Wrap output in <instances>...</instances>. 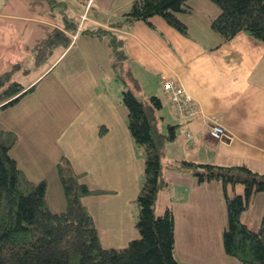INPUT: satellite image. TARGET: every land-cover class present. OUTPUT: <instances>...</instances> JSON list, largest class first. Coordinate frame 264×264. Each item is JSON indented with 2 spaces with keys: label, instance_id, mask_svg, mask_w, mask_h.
Returning a JSON list of instances; mask_svg holds the SVG:
<instances>
[{
  "label": "crops",
  "instance_id": "crops-1",
  "mask_svg": "<svg viewBox=\"0 0 264 264\" xmlns=\"http://www.w3.org/2000/svg\"><path fill=\"white\" fill-rule=\"evenodd\" d=\"M82 1L84 8L75 14L77 28L68 30L62 16L45 0H0V74L17 65L11 73L12 79L24 88L36 82L34 89L40 87L32 104L24 109L31 108L32 115L24 113L28 118L22 125L18 117L0 119L2 128L18 134L11 154L22 169L18 149L49 148L50 169L53 165L57 169L68 158L74 172H84L82 181L91 187L111 190L83 198L94 217L102 244L123 247L140 236L135 223L139 212L134 198L144 180V152L135 143L139 153L131 152L129 158L128 146L123 144L125 134L121 125L128 111H124L122 92L117 94L111 86L115 74L108 37L83 32L87 27L103 26L123 38L125 64L132 60L134 66L142 64L145 68L151 80L150 96L165 98L169 105V112L162 114V123L177 124V134L167 144L164 161L185 158L225 165L245 163L254 171L264 172V43L261 40L240 31L222 41L211 25L220 13L218 6L204 14L195 4H187L188 9L179 12L186 24V31L182 32L161 15L151 17V26L141 20L125 21L117 26L115 23L127 12L119 7L123 5L114 4L115 0ZM94 4L98 13L91 15ZM55 27L68 33L70 43L58 45L47 59L38 63L37 50ZM165 79L182 84L202 113L179 119L170 100L163 95ZM8 108L0 109V116ZM59 115L62 124L55 125L53 137L59 126L64 129L52 139L51 147L42 138L40 128L51 124ZM211 119L224 126L226 137L217 139L209 134ZM15 120L17 125L12 127ZM102 124L107 132L100 134ZM126 137L131 145L134 139ZM166 176L168 182L158 193L156 212L162 214L167 207L174 210L177 257L195 264H243L224 247L228 211L225 193L219 189L218 182L200 183L191 171L173 166L168 167ZM64 195L60 193L59 205H55L47 182L46 196L51 210L58 212L66 208ZM244 222L250 226L245 219Z\"/></svg>",
  "mask_w": 264,
  "mask_h": 264
},
{
  "label": "trees",
  "instance_id": "trees-1",
  "mask_svg": "<svg viewBox=\"0 0 264 264\" xmlns=\"http://www.w3.org/2000/svg\"><path fill=\"white\" fill-rule=\"evenodd\" d=\"M45 1L52 9L59 3L58 0ZM211 1L221 9L211 25L222 41L244 31L264 43V0ZM187 4V0H134L124 18L115 24L141 20L151 26V17L161 15L185 32L186 24L179 12L187 10ZM61 14L66 29L76 30L75 22L66 12ZM83 32L96 37L107 36L113 66L125 62L124 41L118 33L103 26L87 27ZM70 40L66 31L55 27L37 50V62L41 63L55 47L68 45ZM17 68L16 65L11 71L0 74V109L15 105L37 85L36 82L23 91L24 86L11 76ZM122 100L128 111L131 133L145 153L144 180L136 197L139 208L136 226L140 236L123 247L102 244L94 217L83 198L111 190L91 187L82 181L84 172H74L68 161L58 166L66 208L58 212L51 210L46 196L47 181L34 182L26 175L11 154L18 134L0 126V264H195L176 255L173 208L167 207L162 214L156 212L158 193L168 182L165 168L170 166L191 171L200 183L212 180L223 183L228 211V224L223 231L226 252L243 264H264V214L258 229L250 228L241 219L254 195L264 191V172L254 171L245 163L225 165L185 158L164 161L168 142L176 138L177 124L168 123L166 130L163 129V116L159 114L163 99L158 95L142 98L128 87L123 91ZM106 132L102 124L100 134ZM238 183L243 184V193H230V185L234 188Z\"/></svg>",
  "mask_w": 264,
  "mask_h": 264
},
{
  "label": "rangeland",
  "instance_id": "rangeland-1",
  "mask_svg": "<svg viewBox=\"0 0 264 264\" xmlns=\"http://www.w3.org/2000/svg\"><path fill=\"white\" fill-rule=\"evenodd\" d=\"M58 2L59 3L56 5V8L54 9L56 13L61 14L65 11L67 14V17L70 20L78 21V18L75 16V14L84 8L85 4L82 0H58ZM133 2H134V0H115L114 4H121L123 6H119V5L118 6L123 7L125 9H127V11H129L132 7ZM187 2H188V4H195L196 8L204 14L210 13L213 10L214 6L216 8L219 7L218 5L213 3L211 0H197V1L187 0ZM219 9H220V7H219ZM90 13H91V15H95L98 13V6L96 4L92 5V7L90 9ZM82 17L84 20L86 18L85 14H83ZM131 61L132 60L129 61L130 64H129L128 60L126 61L127 65L129 67L125 64V62L114 67L113 62H112V69L114 68L113 71H114L115 77L111 81V86L113 87V90L117 92V94H120V91L122 92V98H123V91L128 87H131L133 89V91L137 95H139L140 97L148 98L150 96L148 90H149V87L151 84V80L147 74V71L145 70L144 67H142V64H136V66H134L133 64H131L132 63ZM53 74H54V72L51 73V75H53ZM131 76H133L134 79H132ZM39 79H41V78H39ZM135 83H136V85H135ZM39 88L40 87H38L37 89L35 88L36 90L34 89L30 93H28V95L25 94L24 97H21L19 102H17L15 105L9 107L8 111L3 113L0 116V119H9V118H13V117H18V119H21L20 122L22 125L24 120H26L28 118V115H25L24 113H28V114L32 115L31 108H28L26 110H24V109L28 105L32 104L33 98H34V96H36L35 94L39 91ZM163 95H166L164 93V91H163ZM164 99H163V106L159 110V114H167L169 112V111H167L169 108V105L165 103ZM194 101L197 102L195 99H194ZM123 105H124V111L127 110L125 104H123ZM199 112L202 113V110L200 109ZM170 116L171 115L168 114L169 119L171 118ZM41 117L44 118V115H42ZM168 121H170V120H168ZM216 121H217V119H211L210 120L211 123L208 126L209 129L211 127V124H213ZM48 122H50V121H48ZM128 122H129V118H128L127 112H125V121H124L123 126L121 125V129H122L123 133L125 134V137L123 138V144H126L128 146L127 147L128 155H129V158H132L131 152L134 155H138L139 151L137 148H140L142 150V152H144V149L141 145H139L135 141L134 136L131 133V130L128 126ZM50 123L51 124H49V125H43L40 129H41L42 138H44L47 142H49V144L51 146L52 139H56L64 129L61 126H59L58 130L55 132V135L53 137V129H54L55 125L62 124V116L59 115V117L56 120H53ZM15 125H17L16 120L12 121V127ZM166 126H167L166 124H164V123L162 124V127L164 130H166ZM209 134H210V131H209ZM127 135H129L130 139L131 138L134 139V142L132 141L131 145L129 144V141L127 140V137H126ZM23 136L24 137L26 136L25 132H23ZM135 143L137 144V148H136ZM18 150H19L18 156L20 159V163L24 167L23 170L26 173V175L29 178H31V176L36 177V178H38V177L45 178L51 187V195H52V198L54 199V204L58 206L59 200L61 198L60 193L61 194H62V192L65 193V190H64V185L62 183L61 173L59 171V167L57 169H55V166L53 165V168L50 169L51 150L49 148L48 149L43 148L42 150H40L38 147H34L30 151H25L24 149H18ZM67 159L64 158L63 161H67ZM144 159H145V153H144ZM162 159L164 160V158H162ZM63 161L60 163L63 164ZM59 164H58V166H59ZM167 169H168V167L165 168L166 179H167V176H166ZM64 172H66V170H64ZM32 180L34 182L42 181V180L39 181V180H34V179H32ZM212 181L218 182L219 189L224 191V186H223V183L221 181H217V180H212ZM165 186H166V184L163 187H165ZM141 188H142V186L139 188L137 195L139 194ZM243 191H244V186L241 183H238L236 186H234V188H233V186L231 187V185H230V193H232V194L235 192L243 193ZM263 194H264V191H259L254 195V198L251 201L250 205L247 207V210L246 209L244 210L245 212L243 213V217H241L242 221H244V219H245L249 223V225H250L249 227L252 229H258L261 226L262 216L264 214V197H263L264 195ZM137 195H136V197H137ZM64 196H65V202H66V194ZM157 202L158 201H156V203ZM134 203H135L136 207H138L136 198H134ZM156 206L157 205L155 204V207ZM138 212H139V208H138Z\"/></svg>",
  "mask_w": 264,
  "mask_h": 264
},
{
  "label": "built area",
  "instance_id": "built-area-1",
  "mask_svg": "<svg viewBox=\"0 0 264 264\" xmlns=\"http://www.w3.org/2000/svg\"><path fill=\"white\" fill-rule=\"evenodd\" d=\"M163 88L173 103V107L180 119L191 118L199 112L197 103L182 84L176 83L174 79H166ZM209 131L214 138L221 139L227 136V132L220 122L211 124Z\"/></svg>",
  "mask_w": 264,
  "mask_h": 264
}]
</instances>
